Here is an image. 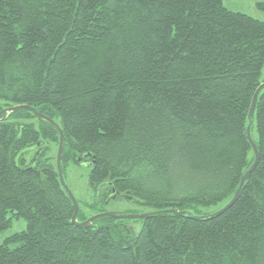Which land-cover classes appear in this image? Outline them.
<instances>
[{
	"label": "trees",
	"instance_id": "obj_1",
	"mask_svg": "<svg viewBox=\"0 0 264 264\" xmlns=\"http://www.w3.org/2000/svg\"><path fill=\"white\" fill-rule=\"evenodd\" d=\"M263 66L264 22L222 0H0V110L26 104L59 124L65 179L71 162H88L94 196L77 199L78 221L114 199L194 215L229 202L254 160L245 128ZM251 134L258 163L223 213L81 228L57 131L10 112L0 232L14 217L26 229L0 243V264H264V89Z\"/></svg>",
	"mask_w": 264,
	"mask_h": 264
},
{
	"label": "water",
	"instance_id": "obj_2",
	"mask_svg": "<svg viewBox=\"0 0 264 264\" xmlns=\"http://www.w3.org/2000/svg\"><path fill=\"white\" fill-rule=\"evenodd\" d=\"M262 89H264V82L259 84V86L256 88V90L254 91V93L252 95L251 103H250L248 115H247L248 121H247V125L245 128L246 138L249 141V143L253 149L254 160H253L252 164L249 166V168L241 175V177L239 179V184L235 190L233 197L229 200V202H227L223 207L219 208L218 210H216L212 213L202 214V215H194L187 210H177V209L155 210V211H147V212H143V213H121V212L104 211V212H98V213L92 214L88 218H86L85 220L78 221L77 220V214H78V210H79V204H78L76 197L74 196V194L72 193V191L70 190V188L66 182V179H65L64 174H63L62 164H61L62 152H63L64 146L66 144V139L63 135V131H62L61 127L59 126V124L57 122H55L52 118L48 117L47 115L42 114L39 111H37L34 107H31V106L26 105V104L7 106V107L3 108L2 110H0V120L5 119L10 112L20 110V109H25V110L30 111L38 119L45 120L46 122H48L49 124H51L55 128V130L58 133V145H57V151H56L57 172H58L60 183H61L64 191L66 192V194L68 195V197L72 201L73 213L71 216V222L77 227H81V228L90 227L94 221H97L102 217H112V218H116V219H140V218H146V217H149L151 215L161 214V213L181 214V215H187L191 218L206 219V218H211V217H214V216H217V215L223 213L226 209H228L236 201V199L240 195V192L242 190V187H243L245 181L250 176V174L252 173V171L254 170L255 166L258 163L260 151H259V148H258V146H257V144H256V142H255V140L251 134V125H252L253 119H254V111H255L257 98H258L259 92Z\"/></svg>",
	"mask_w": 264,
	"mask_h": 264
},
{
	"label": "rangeland",
	"instance_id": "obj_3",
	"mask_svg": "<svg viewBox=\"0 0 264 264\" xmlns=\"http://www.w3.org/2000/svg\"><path fill=\"white\" fill-rule=\"evenodd\" d=\"M222 2L225 7L232 11L244 13L264 22V0H222ZM260 81L261 83L264 82V66L261 70ZM54 149L57 151V148L53 145V151ZM32 155V150H30L26 154L27 160H30ZM88 169V162H71V164L66 167V182L76 199H79L80 201L85 200L90 203L93 200L92 198L94 196V191L88 186ZM101 204L102 205H100V207H103V212L111 211L121 213H143L149 210L148 207L125 199L104 201ZM213 209L215 208H206L204 211L210 213V211ZM24 229H26V220L24 218H12L10 227L0 232V243H2L5 238L11 234ZM16 245L17 244L15 243L10 244L11 247H15Z\"/></svg>",
	"mask_w": 264,
	"mask_h": 264
}]
</instances>
